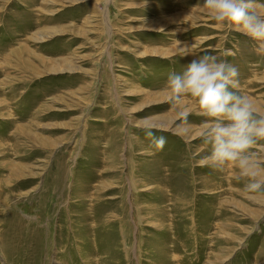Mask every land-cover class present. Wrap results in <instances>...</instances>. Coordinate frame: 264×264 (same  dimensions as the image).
Segmentation results:
<instances>
[{"label":"rangeland","instance_id":"rangeland-1","mask_svg":"<svg viewBox=\"0 0 264 264\" xmlns=\"http://www.w3.org/2000/svg\"><path fill=\"white\" fill-rule=\"evenodd\" d=\"M205 52L264 113V40L203 0H0V264H264V192L203 163L192 97L166 102Z\"/></svg>","mask_w":264,"mask_h":264},{"label":"clouds","instance_id":"clouds-1","mask_svg":"<svg viewBox=\"0 0 264 264\" xmlns=\"http://www.w3.org/2000/svg\"><path fill=\"white\" fill-rule=\"evenodd\" d=\"M203 7L217 22L235 25L250 38L264 40V13L257 10L256 0H203ZM238 76L237 67L226 59L210 52L194 55L182 71L168 73L166 102L175 104L185 96L192 97L205 118L204 127L192 138L208 145L203 163L218 170L233 163L239 172L235 179L244 182L246 191L264 192V178L255 171L259 161L252 151L254 145L264 140V113L240 94ZM190 114L181 111L177 122L186 126ZM140 130L158 150L167 142L164 136L155 135L161 131L155 126L144 124Z\"/></svg>","mask_w":264,"mask_h":264}]
</instances>
